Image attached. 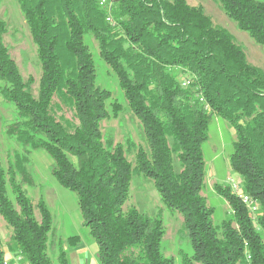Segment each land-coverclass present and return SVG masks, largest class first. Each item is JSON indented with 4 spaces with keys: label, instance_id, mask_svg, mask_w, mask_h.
Instances as JSON below:
<instances>
[{
    "label": "trees",
    "instance_id": "1",
    "mask_svg": "<svg viewBox=\"0 0 264 264\" xmlns=\"http://www.w3.org/2000/svg\"><path fill=\"white\" fill-rule=\"evenodd\" d=\"M216 1L264 49V3ZM17 2L41 76L37 88L34 77L23 76L4 42L8 22L0 18V95L17 113L6 131L26 149L7 166L0 160L7 250L22 255L21 264H71L63 248L56 262L49 255L54 216L25 189L35 183L28 153L42 150L53 160L57 183L77 196L101 264H175L162 250L160 213L127 205L136 177L153 182L165 209L182 215L180 235L193 252H181V264H264V70L234 35L187 0ZM88 34L116 75L125 105L97 83ZM125 111L139 124V143L117 142L102 130L103 121ZM214 117L235 131L229 162L241 179V194L232 184H213L230 208L218 224L203 195V146ZM79 242L80 236L68 238L70 246ZM6 253L0 241V264Z\"/></svg>",
    "mask_w": 264,
    "mask_h": 264
},
{
    "label": "rangeland",
    "instance_id": "2",
    "mask_svg": "<svg viewBox=\"0 0 264 264\" xmlns=\"http://www.w3.org/2000/svg\"><path fill=\"white\" fill-rule=\"evenodd\" d=\"M258 1L264 3V0ZM187 2L191 5L202 6L215 23L234 35L237 42L245 50L248 60L264 70V49L262 46L228 17L216 0H187ZM0 18L8 22V32L4 42L10 49V55L18 63L25 78L34 77L36 79L34 86L37 88L41 76L37 46L31 38L17 0L0 1ZM84 39L94 58L97 83L109 90L116 101L125 105L126 99L118 79L101 59L96 41L89 34ZM1 85L0 82V87ZM16 118L17 113L14 106L5 102L0 95V160L4 166H7L10 161L14 163V152L21 150L25 153L26 150L6 131L7 125ZM102 130L113 134L117 142H126L128 138L137 143L142 140L139 124L129 111H125L119 117L103 121ZM235 140L236 134L230 124L223 118L214 117L209 128V138L203 146L208 165L207 187L203 195L207 197L209 205L214 208L213 220L215 224L220 223L228 216L230 208L225 199L213 190V184H232L231 178L239 184L241 180L231 170L229 162V157L234 151L233 143ZM28 156L29 167L32 170L35 183L27 185L25 189L33 201L44 199L54 216V227L48 242V253L53 261H57L59 250L63 248L68 252L71 264H80V261L82 264H89L91 260L101 264L97 255V247L94 246L95 243L89 235V229L84 225L80 214L77 196L72 191L62 187L52 176L53 160L51 157L42 150H33L28 153ZM127 205L136 206L149 214L160 213L165 228L162 250L167 257L173 258L175 264H181V252L192 254L191 245L180 235L182 215L177 211L165 209L153 182L143 177L134 178ZM10 236L11 229L7 227L0 216V241L7 253L9 251L6 246ZM71 236H80V242L76 246L68 244V238Z\"/></svg>",
    "mask_w": 264,
    "mask_h": 264
},
{
    "label": "built area",
    "instance_id": "3",
    "mask_svg": "<svg viewBox=\"0 0 264 264\" xmlns=\"http://www.w3.org/2000/svg\"><path fill=\"white\" fill-rule=\"evenodd\" d=\"M108 20H110V18H108ZM230 181L232 183L234 191L241 194L240 185L236 183V181L233 178H231ZM243 202L246 203L253 212L256 211L257 209L256 204L253 202V200H251L249 196L243 195ZM22 259H23L22 255H17V256L15 255L10 258L5 257V264H21Z\"/></svg>",
    "mask_w": 264,
    "mask_h": 264
},
{
    "label": "crops",
    "instance_id": "4",
    "mask_svg": "<svg viewBox=\"0 0 264 264\" xmlns=\"http://www.w3.org/2000/svg\"><path fill=\"white\" fill-rule=\"evenodd\" d=\"M94 246H96V244H95ZM94 246H93V247H94ZM96 247H97V246H96ZM93 250H94V249H93ZM94 252H96V251L94 250ZM5 257H7V258L13 257V254L9 252V253L6 254ZM80 264H82V261H80ZM89 264H97V262H96L95 260H91Z\"/></svg>",
    "mask_w": 264,
    "mask_h": 264
}]
</instances>
